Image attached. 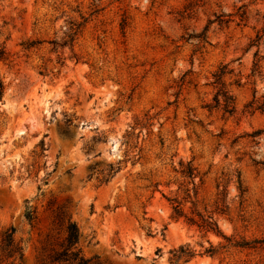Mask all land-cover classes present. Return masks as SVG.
Returning a JSON list of instances; mask_svg holds the SVG:
<instances>
[{
  "label": "rangeland",
  "instance_id": "obj_1",
  "mask_svg": "<svg viewBox=\"0 0 264 264\" xmlns=\"http://www.w3.org/2000/svg\"><path fill=\"white\" fill-rule=\"evenodd\" d=\"M188 1L0 0V264H68V218L88 264H264V110L245 107L264 95V0ZM68 21L73 45H53ZM220 64L232 114L208 108ZM174 197L229 240L171 218Z\"/></svg>",
  "mask_w": 264,
  "mask_h": 264
},
{
  "label": "trees",
  "instance_id": "obj_2",
  "mask_svg": "<svg viewBox=\"0 0 264 264\" xmlns=\"http://www.w3.org/2000/svg\"><path fill=\"white\" fill-rule=\"evenodd\" d=\"M195 1L200 0H189L184 6H183V13L189 14L193 12V6L195 4ZM245 14V11H241L239 13L240 20L243 19ZM214 20H207V25L209 23H212L213 21H217L218 23L223 22L222 14L214 15ZM68 25H65L62 30V37L61 41L57 43L56 41H50L53 45H58L59 47H63L65 45H69L70 47L73 45V41L75 39L76 34L78 33L81 23H73L72 21L67 22ZM207 25L204 27V31L207 29ZM264 35V30L261 32H256L253 39L249 41L248 46L255 45L257 48L259 47L262 37ZM34 41H28L25 40L21 43L22 47L24 49H28L32 46H34ZM258 50H256L255 54ZM4 54L3 50H0V58H2V55ZM228 64H220L217 69L212 73L213 80L211 81V84L215 88V92L212 97V105H208V108H217L220 107L224 113L232 114L235 111V97L232 94V92L227 88L224 77L226 74L231 73V69H228ZM259 65L257 63L254 64V70L258 69ZM236 84L239 85V82L236 81ZM5 92V84L0 78V103H2L3 95ZM254 102L255 107L253 109H260L264 110V95L261 101L255 100L250 101L245 105V107H252ZM127 136L130 135V133L127 132ZM127 142V141H125ZM127 144V143H126ZM37 146L39 147V154L43 151V142L40 141ZM179 173L183 178L188 179V183L192 185V187L189 189L187 187H183V202L189 201L192 205L194 204L193 201L190 200V190H192V193L194 197H196L197 194V187L195 186L194 178L197 176V172L195 167L192 166L190 162L186 163H179ZM113 170V169H111ZM111 172L108 173V176L105 180H108ZM174 204L172 205V211H171V218L178 219L183 218V220L190 225H195L198 229H201L205 232H213L215 234L221 235L222 237L226 238L221 231L219 230L217 223L213 217V212L208 213H201V212H191V215L187 214L183 207L181 201L177 200L176 197L172 198ZM218 206V204H217ZM216 209H219L218 207H215ZM220 210H223L220 208ZM26 218L28 220L32 219V212L28 211L26 213ZM61 218V217H59ZM13 228H9L8 231L5 232L3 242L5 247L7 248L8 253L13 254L15 252H19V255L21 256V247L17 244H13L12 240V233ZM65 237H64V243L62 244V249L58 252H54L52 254V261H65L68 264H88L89 260L83 258L81 255L80 250L77 248L76 244L79 237V231L76 226V224L71 221L69 218L66 220V226H65ZM227 239V238H226ZM229 240V239H227ZM159 249L156 250L158 252ZM216 251V248L213 247L211 244L209 245V248L205 250L206 253L213 255ZM173 259L175 261H178L181 258H189L193 255V251L188 249L187 247H184L183 245H180L178 249H173L172 251Z\"/></svg>",
  "mask_w": 264,
  "mask_h": 264
}]
</instances>
